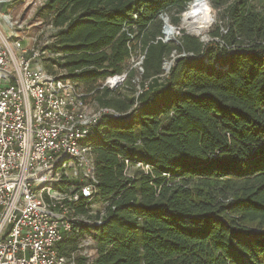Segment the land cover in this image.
<instances>
[{
  "label": "trees",
  "instance_id": "obj_1",
  "mask_svg": "<svg viewBox=\"0 0 264 264\" xmlns=\"http://www.w3.org/2000/svg\"><path fill=\"white\" fill-rule=\"evenodd\" d=\"M217 1L227 4L224 26L206 42L185 31L164 41L162 16L177 25L193 0L38 9L55 29L46 67L117 113L103 114L87 140L93 200L106 211L91 213L93 200L81 198L74 208L86 219L58 246L71 257L89 234L96 253L76 264H264V0ZM137 53L142 70L131 64ZM121 74L120 88L105 85Z\"/></svg>",
  "mask_w": 264,
  "mask_h": 264
},
{
  "label": "built area",
  "instance_id": "obj_2",
  "mask_svg": "<svg viewBox=\"0 0 264 264\" xmlns=\"http://www.w3.org/2000/svg\"><path fill=\"white\" fill-rule=\"evenodd\" d=\"M47 1L0 0V11L25 2L35 10ZM0 16V264H76V254L62 255L58 246L82 220L74 204L98 192L87 143L92 126L103 114L117 113L93 109L78 82L46 67L52 23L45 45L29 48L15 29L20 20ZM110 77L123 82L126 75Z\"/></svg>",
  "mask_w": 264,
  "mask_h": 264
},
{
  "label": "rangeland",
  "instance_id": "obj_3",
  "mask_svg": "<svg viewBox=\"0 0 264 264\" xmlns=\"http://www.w3.org/2000/svg\"><path fill=\"white\" fill-rule=\"evenodd\" d=\"M205 2L209 5L211 14L214 18L213 24L209 27L207 33L204 35L207 37V39H210L211 32L215 29L217 24H221L224 26V18L226 14L227 4H222L221 2H218L217 0H206ZM37 11L38 9H35V10L32 9L31 5H28L27 2L3 5L2 10L0 11V15L6 13V14H9L14 20L15 19L20 20L18 24L19 26L16 25L15 29H20L18 31L19 35L22 38V40H24L25 45L28 46L29 48H32L37 43L41 46L45 45V43L47 42V38L49 37V34L51 33L50 29L48 28L49 18L47 19L44 17L43 18L39 17L37 14ZM183 15L184 14L180 16V21L176 25L180 29L176 30V33L174 35L175 39H178V37L182 34V31H185V32L187 31V29L182 28ZM1 18L2 17L0 16V19ZM1 23L3 25L2 28L6 32L11 31L10 28L7 27L4 20H1ZM168 60H171V59H168ZM142 61H143V55L141 53H137L132 58L131 64L133 66H138L139 70H142V66H141ZM112 80H115V79H112ZM123 82L117 80L115 83H111L110 81H108V79L104 81L105 85L111 89L120 88ZM124 90L125 88H123V91ZM90 105L93 109H96L98 107V103L93 98L91 99ZM75 181H76L75 179H73L72 177H69V180L67 181V183L74 184ZM106 207H107L106 202H103L101 200H93L92 203L90 204L91 213L100 214V215H103V213L106 211ZM74 212L75 213L77 212L75 208H74ZM79 215L82 219L85 218V216L81 214ZM87 239H91L93 243L91 244L85 243L84 241ZM95 253H96V244L93 238L89 234H86L85 236H81L78 241V250L76 252V255H86V256L91 257L95 255Z\"/></svg>",
  "mask_w": 264,
  "mask_h": 264
},
{
  "label": "bare ground",
  "instance_id": "obj_4",
  "mask_svg": "<svg viewBox=\"0 0 264 264\" xmlns=\"http://www.w3.org/2000/svg\"><path fill=\"white\" fill-rule=\"evenodd\" d=\"M205 5H207V7H205ZM197 9L199 10L196 11ZM213 22L214 18L211 14L209 5L205 2V0H198L194 4L190 5L184 13L182 28L204 36ZM109 80L111 83L116 82V78L114 77H110Z\"/></svg>",
  "mask_w": 264,
  "mask_h": 264
},
{
  "label": "water",
  "instance_id": "obj_5",
  "mask_svg": "<svg viewBox=\"0 0 264 264\" xmlns=\"http://www.w3.org/2000/svg\"><path fill=\"white\" fill-rule=\"evenodd\" d=\"M196 1L197 0H193V2L191 4H194ZM162 19L164 21V29H163L164 41H172V40H175L176 42H179L178 39H175L174 35L176 33V30L177 29H180V28L178 26H176V25H173L171 23L170 17L168 15H163L162 16ZM182 20H183V18H182ZM186 33H190V34H193V35L199 37L201 39V41H205L206 42V41H209L210 40V39H207L206 36L195 34V33L191 32L189 30H187ZM178 57H179V55L177 54V52L175 50L173 52V54H172V59L165 61V63H164V70L167 71V72H169L170 69H171V66L175 62V59H177Z\"/></svg>",
  "mask_w": 264,
  "mask_h": 264
},
{
  "label": "snow or ice",
  "instance_id": "obj_6",
  "mask_svg": "<svg viewBox=\"0 0 264 264\" xmlns=\"http://www.w3.org/2000/svg\"><path fill=\"white\" fill-rule=\"evenodd\" d=\"M205 7H207V5H205ZM199 9H197L196 11H198Z\"/></svg>",
  "mask_w": 264,
  "mask_h": 264
}]
</instances>
